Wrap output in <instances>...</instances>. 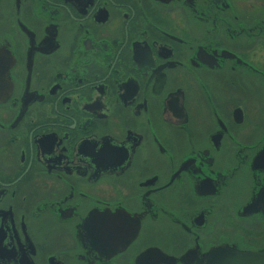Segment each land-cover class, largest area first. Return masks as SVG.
<instances>
[{
	"label": "flooded vegetation",
	"instance_id": "1",
	"mask_svg": "<svg viewBox=\"0 0 264 264\" xmlns=\"http://www.w3.org/2000/svg\"><path fill=\"white\" fill-rule=\"evenodd\" d=\"M0 264H264V0H0Z\"/></svg>",
	"mask_w": 264,
	"mask_h": 264
}]
</instances>
